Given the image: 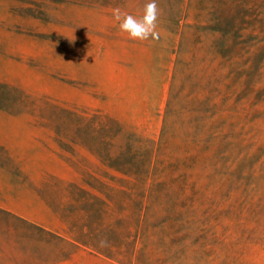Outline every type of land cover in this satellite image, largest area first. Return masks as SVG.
I'll use <instances>...</instances> for the list:
<instances>
[{"label":"rangeland","instance_id":"rangeland-1","mask_svg":"<svg viewBox=\"0 0 264 264\" xmlns=\"http://www.w3.org/2000/svg\"><path fill=\"white\" fill-rule=\"evenodd\" d=\"M146 3L0 0V264H264V0Z\"/></svg>","mask_w":264,"mask_h":264},{"label":"trees","instance_id":"trees-1","mask_svg":"<svg viewBox=\"0 0 264 264\" xmlns=\"http://www.w3.org/2000/svg\"><path fill=\"white\" fill-rule=\"evenodd\" d=\"M236 46H237V43L235 42L233 43V45H226L221 52L222 55L230 59L232 57V53L236 49ZM108 120H109L108 123H110L109 129H111V126L115 123L111 119H108ZM101 127L104 128L102 124H101ZM112 129H115V126L112 127ZM99 153H100V150H99ZM104 157H107L106 166L109 169H112L115 172L121 173L125 176L135 178L136 180H139L142 182L145 180L146 182L148 181V177L151 174L152 161L150 159L151 157L149 158L147 151L140 153L137 150H133L132 148L127 147L125 150L119 152L118 154H115V155L106 154V156ZM146 182H145V185H146ZM161 184L163 183L157 182L155 183V186H159ZM73 228L76 229V227H73ZM95 238L96 237L93 233L86 234L84 230H81V232H78V234L74 233L72 241L76 245L85 246L87 248H95L101 251L98 244L96 243ZM132 254L133 256H135L136 250H133ZM107 256L110 257L112 255L107 253Z\"/></svg>","mask_w":264,"mask_h":264},{"label":"clouds","instance_id":"clouds-1","mask_svg":"<svg viewBox=\"0 0 264 264\" xmlns=\"http://www.w3.org/2000/svg\"><path fill=\"white\" fill-rule=\"evenodd\" d=\"M113 15L119 21V28L128 34L129 38L148 40L158 38L156 21L158 16L156 0H147L142 17L137 18L131 14L121 12L119 8L113 10Z\"/></svg>","mask_w":264,"mask_h":264}]
</instances>
